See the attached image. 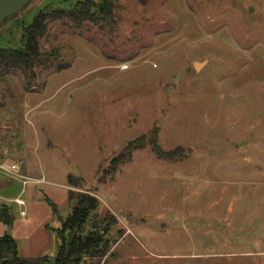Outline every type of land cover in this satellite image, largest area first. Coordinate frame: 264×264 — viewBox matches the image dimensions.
I'll list each match as a JSON object with an SVG mask.
<instances>
[{
  "label": "rangeland",
  "instance_id": "374dc122",
  "mask_svg": "<svg viewBox=\"0 0 264 264\" xmlns=\"http://www.w3.org/2000/svg\"><path fill=\"white\" fill-rule=\"evenodd\" d=\"M41 13L37 61L0 68V233L18 255L53 264L71 190L103 234L77 264H264V0H33L0 48ZM152 131L175 158L146 143L113 167Z\"/></svg>",
  "mask_w": 264,
  "mask_h": 264
},
{
  "label": "trees",
  "instance_id": "16d2710c",
  "mask_svg": "<svg viewBox=\"0 0 264 264\" xmlns=\"http://www.w3.org/2000/svg\"><path fill=\"white\" fill-rule=\"evenodd\" d=\"M79 13L81 17H87L89 10L82 5ZM47 14H39L35 16L29 26H27L26 40L23 48L11 47L0 48V68L4 72L18 68L26 73L33 63L37 61V37L44 31V18ZM146 143L151 145L152 151L158 158L173 159L176 152L172 150H162L156 143L155 132L151 135L142 134L126 143L124 149L112 158L113 167L117 162L131 158L134 150L142 147ZM178 155V154H177ZM68 199L73 201L70 214L64 221L61 228L56 230V236L59 240L56 255L53 264H67L71 262L77 264L80 258L86 253L97 252L103 255L104 252L99 251L100 244L103 241V234L97 228H91L87 232H83V224L90 211L97 206V200L94 196L77 192H68ZM105 216L103 219L108 218ZM0 222L6 226L12 223V215L8 207L0 203ZM106 226L102 230H106ZM47 256L39 257H22L18 255L17 244L12 234L6 231L0 235V264H43L47 262Z\"/></svg>",
  "mask_w": 264,
  "mask_h": 264
},
{
  "label": "water",
  "instance_id": "95a60500",
  "mask_svg": "<svg viewBox=\"0 0 264 264\" xmlns=\"http://www.w3.org/2000/svg\"><path fill=\"white\" fill-rule=\"evenodd\" d=\"M33 0H0V25L7 19H10L16 14H19L27 5H29ZM142 2L144 0H141ZM201 62H194V67L198 68ZM74 174L77 170L73 168ZM7 234H10V229L8 228Z\"/></svg>",
  "mask_w": 264,
  "mask_h": 264
},
{
  "label": "built area",
  "instance_id": "2783aa9c",
  "mask_svg": "<svg viewBox=\"0 0 264 264\" xmlns=\"http://www.w3.org/2000/svg\"><path fill=\"white\" fill-rule=\"evenodd\" d=\"M121 67H122V68H125V67H127V64H122ZM12 167H14V165H12ZM13 200H14L16 203H18L19 205H22V204H23L22 199L14 198ZM20 213H24V211L21 210Z\"/></svg>",
  "mask_w": 264,
  "mask_h": 264
},
{
  "label": "flooded vegetation",
  "instance_id": "af4514ba",
  "mask_svg": "<svg viewBox=\"0 0 264 264\" xmlns=\"http://www.w3.org/2000/svg\"><path fill=\"white\" fill-rule=\"evenodd\" d=\"M7 20H8V19H7ZM7 20H5L3 23H5ZM3 23H2V24H3Z\"/></svg>",
  "mask_w": 264,
  "mask_h": 264
},
{
  "label": "crops",
  "instance_id": "0c3cea01",
  "mask_svg": "<svg viewBox=\"0 0 264 264\" xmlns=\"http://www.w3.org/2000/svg\"><path fill=\"white\" fill-rule=\"evenodd\" d=\"M3 232V231H2ZM2 232L0 233V235L2 234Z\"/></svg>",
  "mask_w": 264,
  "mask_h": 264
}]
</instances>
